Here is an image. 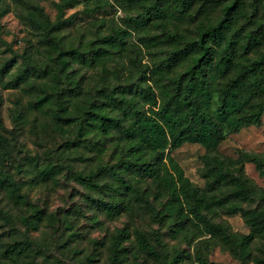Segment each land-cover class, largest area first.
Listing matches in <instances>:
<instances>
[{
  "label": "trees",
  "instance_id": "obj_1",
  "mask_svg": "<svg viewBox=\"0 0 264 264\" xmlns=\"http://www.w3.org/2000/svg\"><path fill=\"white\" fill-rule=\"evenodd\" d=\"M41 1L0 0V18L15 9L36 38L0 62V89L18 91L11 121L29 119L34 129L67 136L76 156L81 146L91 152L86 172L72 165L68 172L95 205L92 224H101L100 214L140 211L165 229L134 226L131 234L127 225L116 227L98 241L103 263L88 254L73 264H186L190 251L169 249L165 236L188 246L200 238L199 264L213 244L241 264H264L263 246L252 254L253 245L264 244V187L243 169L249 162L264 176V154L240 150L232 159L213 152L264 113V0H114L134 14L74 31L64 18L70 0H45L55 5L54 19ZM81 1L87 12L110 4ZM4 129L0 116V264H72L65 251L81 255L69 245L81 235L74 219L28 201L10 170L13 145ZM185 142L206 149V189L193 185L171 155ZM59 170L45 166L38 176L52 179ZM220 213L239 214L248 233L233 232L216 219ZM29 229L38 237L27 238Z\"/></svg>",
  "mask_w": 264,
  "mask_h": 264
},
{
  "label": "rangeland",
  "instance_id": "obj_2",
  "mask_svg": "<svg viewBox=\"0 0 264 264\" xmlns=\"http://www.w3.org/2000/svg\"><path fill=\"white\" fill-rule=\"evenodd\" d=\"M109 2L110 4H107L102 9L87 12L81 0H70L64 9V18H67L66 29L74 31L78 27L86 26L90 21L102 17L123 23L127 15L134 14V11L126 6L125 3H119L114 0H109ZM40 4L51 18L54 19L56 14L54 3L43 0ZM26 38L36 39L32 35V31L23 24L15 9L1 17L0 62L10 56L11 50H22L26 45ZM147 59H149V55L144 53L143 62H146ZM0 94V116L4 121L5 127L3 133L7 134L8 140L13 145V165L10 167V170L18 181L23 183V191L26 193L28 201L46 209L48 212L54 211L61 215L70 214V217L74 219L75 225L81 234L80 236H75V240H69V245L76 246L81 254L73 257V254L70 252L74 253V249H71L72 251L70 252L65 251L69 253L66 254L69 262L73 264L77 257L82 258L88 254H92L99 263H103L105 252L98 241L105 240L116 227L127 225L131 234L134 226L144 231L160 232L165 230L158 223L149 224L143 218L145 214H142L140 211L132 215L124 212L114 219L106 218L103 214H100L99 219L101 224H92L88 217L94 213L93 210L96 209L95 205L87 201L85 198L86 189L78 181L73 179L68 172L70 171L69 167L71 165L74 171L86 172V162L91 152L86 151L81 146V155L76 156L74 148L67 146V136L51 132L48 129H34L29 119L22 122L20 126L15 125L8 114V107L12 106V101L17 99L18 91L15 89H0ZM21 100L23 103L26 101L25 98ZM240 150L264 154V113L259 124H252L243 127L238 132L228 133L213 152L236 159ZM205 153L206 149L198 142H185L171 152L172 157L182 168L188 180L193 185L202 189H206L204 162L202 160V156ZM68 164L69 166H67ZM52 165H59L60 167L55 177L45 180L39 178L38 173L40 170L45 166L50 167ZM243 169L251 180L264 187V176L258 174V171L252 163H244ZM147 184L149 185V183ZM139 186L142 189L146 188L145 183H139ZM148 195H150L149 199L152 201V194L149 193ZM132 198L137 202L140 201L137 197ZM76 208L80 209L81 214L74 213V209ZM216 219L226 223L233 232L246 234L249 231L248 226L239 214L220 213ZM19 229L24 230V227L19 225ZM37 231L29 229L28 232L25 231V235L27 238H37L39 235ZM64 239H66V236ZM199 239L196 238L191 243V246H188V244L182 241L179 244L177 239L169 236L164 237V241L167 243L169 249L171 246H176L179 249L190 251L191 257L186 260V264H199V261L196 259V252L194 251V245ZM60 243H63L61 239ZM262 246L264 248V244L260 245L256 243L253 245L252 254H257V247ZM203 257V264H241L240 260L230 250L218 244H213L204 250ZM246 264L255 263L250 261Z\"/></svg>",
  "mask_w": 264,
  "mask_h": 264
}]
</instances>
